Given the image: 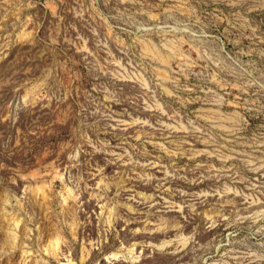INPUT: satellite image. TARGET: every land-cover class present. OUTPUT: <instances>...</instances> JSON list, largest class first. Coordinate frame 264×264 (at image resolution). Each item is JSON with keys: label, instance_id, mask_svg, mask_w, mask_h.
<instances>
[{"label": "rangeland", "instance_id": "obj_1", "mask_svg": "<svg viewBox=\"0 0 264 264\" xmlns=\"http://www.w3.org/2000/svg\"><path fill=\"white\" fill-rule=\"evenodd\" d=\"M0 264H264V0H0Z\"/></svg>", "mask_w": 264, "mask_h": 264}]
</instances>
